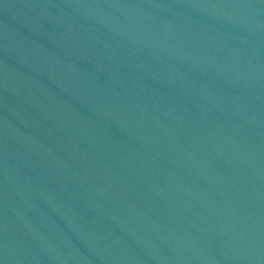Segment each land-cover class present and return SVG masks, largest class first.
<instances>
[{"label": "water", "instance_id": "water-1", "mask_svg": "<svg viewBox=\"0 0 264 264\" xmlns=\"http://www.w3.org/2000/svg\"><path fill=\"white\" fill-rule=\"evenodd\" d=\"M0 264H264V0H0Z\"/></svg>", "mask_w": 264, "mask_h": 264}]
</instances>
